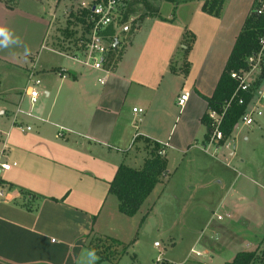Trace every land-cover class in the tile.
Listing matches in <instances>:
<instances>
[{
  "label": "crops",
  "instance_id": "0c3cea01",
  "mask_svg": "<svg viewBox=\"0 0 264 264\" xmlns=\"http://www.w3.org/2000/svg\"><path fill=\"white\" fill-rule=\"evenodd\" d=\"M252 1L224 0L215 17L199 10V0H174L171 3L177 8L192 5L184 13L185 25H175L176 9L158 20L146 14L141 18L149 26L142 34L141 22L131 16L134 31L128 44L119 49L122 43L117 35L122 33H105L108 37L104 40L112 38V46L105 54L103 69L108 76L102 85L96 81L100 71L68 58L69 62L49 66L44 73L51 76L48 82L41 85L39 79L40 92L31 107L25 94L19 95L14 110L18 107L22 113L10 124L2 120L5 112L0 106V162H15L0 175V264H119L128 254L127 246L135 242L130 235H118L111 222L105 225L102 221L100 215L110 197L114 209L111 215L116 218L119 213L115 197L107 193L108 182L120 163L134 168L138 156L139 168L153 143L165 160L162 178L187 159L190 167L196 165L201 175H209L213 178L210 181L222 188V174H210L211 167L209 172L206 165H201L207 159L200 155L219 164L230 163L237 126L221 145L212 146L206 143L200 118L207 111L206 99L214 90ZM15 2L7 9L0 1V29H4L0 34V60L13 65ZM66 11L68 15L69 9ZM40 13L39 9L33 12L36 21ZM183 33L190 34L189 41L182 38ZM255 69L249 71L251 80ZM255 91L250 106L258 110L264 95ZM184 92L187 98L179 106L177 98ZM132 108L141 111L132 112ZM5 115L9 117L10 112ZM243 136L246 141L247 136ZM237 161L243 163L242 158ZM242 169H231L234 177L247 176L251 182L253 177L241 173ZM237 183L233 180L227 188L230 194L218 204L235 207L240 195L248 197L247 193L255 190ZM29 195L34 198L28 199ZM222 230H226L225 223ZM97 238L119 242L115 246L117 258L113 254L109 259H99L89 248L90 241ZM225 240L218 248H205L206 264L231 260L236 252L222 253L228 243ZM244 246L247 250L239 247V251H251L257 245Z\"/></svg>",
  "mask_w": 264,
  "mask_h": 264
},
{
  "label": "rangeland",
  "instance_id": "374dc122",
  "mask_svg": "<svg viewBox=\"0 0 264 264\" xmlns=\"http://www.w3.org/2000/svg\"><path fill=\"white\" fill-rule=\"evenodd\" d=\"M201 1L199 0L200 4ZM82 2L86 3L85 0H16L15 57L10 59L15 65L0 60V106L4 107L5 114L10 112L11 116L6 117L8 115L4 114L2 119L4 122H11L16 101L19 95H23L24 89L29 84L30 79H27V75L30 72H32V79H40L43 85L51 79V76L44 74L49 70L50 65L56 66L69 62L67 54L77 49V38L80 33L77 28L78 17L74 18L72 13L81 8ZM251 5L257 8L258 0H253ZM191 7L192 5L189 7L185 5V7L177 8L174 3L167 0H138V2L122 0L118 11L121 18L126 13L122 23H127L130 29L126 33L117 35L122 43L119 49L130 42L134 31V25L129 23L132 17H136V20L141 22L139 25L142 34L144 28L148 29L149 26L147 25L149 22H143L141 18L143 15L148 14L151 18L156 17L155 20H158L159 17H167L169 11L176 9L179 13L174 12L176 18L173 19H175V25L182 27L183 24L185 25L184 13ZM38 9L41 13L36 21L33 12ZM66 9L73 11L70 15H66ZM189 35V33L187 35L183 33L182 38L189 41ZM262 59L263 53L260 52L252 57L251 64L256 69L249 89L257 81L260 72L259 63ZM33 65L34 68L31 70ZM255 88V92L259 91L261 95H264V72ZM23 106H26V103ZM257 109L261 116L257 117L253 114L254 123L249 126L250 129L238 124L233 131L235 148L234 158L230 163L219 164L200 155L207 159L202 160L201 165L211 167L212 172L209 167L207 168L210 174L219 176L222 174L224 178L222 188L210 181L213 178L209 175H201L196 165L193 168L190 167L186 159L182 160L183 163L178 162L176 171L167 174L165 178L159 177L162 183L158 181L154 185L139 211L133 216L127 217L116 212L118 217L114 218L111 215L114 209L110 203L113 197H110L112 199L104 205L103 213L101 212L102 221L105 225L111 222L115 225L118 235L121 234L122 237L130 235L128 237L135 242L134 246H127L128 254L122 256L119 264H135V260L138 264H165L164 262L206 264L205 248H218L219 242L226 237L228 241L225 240V242L228 243L222 253L233 254L241 250L239 247L247 250L243 245H257L256 249H252L256 250V257L251 264H264L260 257V253L264 251V98H260ZM138 117H141L140 113L135 118L136 125L139 123ZM244 128L247 132H244ZM243 135L247 136L246 141ZM238 158H242L243 163H238ZM135 161L136 165L133 166L137 168L140 163L138 156ZM207 161H211V164ZM231 169L236 172L242 169L241 173L250 174L253 177L251 182L247 176L235 178L236 173ZM233 180L239 182L237 184L242 188H255L256 191L250 190L247 193L248 197L240 195L235 207L229 203L218 204L220 199L230 194L227 188ZM189 196L192 197L190 201H188ZM218 215L221 219L216 218ZM224 223L226 230H222ZM205 229L208 232L204 231ZM218 229L221 232L224 231L223 234H220ZM153 242H157L158 246L154 247ZM89 248L101 256H108L107 259L109 255L118 256V249L105 238L91 240ZM196 251L200 255L195 256ZM156 258L159 261L155 262Z\"/></svg>",
  "mask_w": 264,
  "mask_h": 264
},
{
  "label": "trees",
  "instance_id": "16d2710c",
  "mask_svg": "<svg viewBox=\"0 0 264 264\" xmlns=\"http://www.w3.org/2000/svg\"><path fill=\"white\" fill-rule=\"evenodd\" d=\"M0 1L7 9H10L14 4V0ZM85 1L87 3H91V0ZM133 1L138 2V0ZM223 1L224 0H202L199 10L216 17L219 15ZM72 11L70 9L68 15H70ZM255 11L256 7L251 5L250 11L244 18L241 28L233 41L214 90L211 96L206 99V110L220 112L224 102L229 98L236 87V82L230 78L229 73L238 70H248L250 67L248 59L254 57L258 52H260L263 53V59L259 63L260 72L257 77V81L250 89H248L247 92L239 93L243 98L244 103L251 99L258 79L264 72V44L262 46L260 44V40L264 39V13L256 14ZM85 14L86 10L84 8L77 9L75 13H72L74 18L78 17L77 28H79L80 33L79 38L77 39H83L84 35L88 33L90 28L89 25L84 22ZM125 14L122 17V20L125 17ZM110 31L112 30H106L105 33H111ZM77 48L79 47L77 46ZM188 48V46L185 47V51ZM244 108V104L238 105L235 101H231L229 103L218 126L222 135L221 139L217 142L218 144H221L222 141L230 135L233 125L244 112ZM200 123L205 128L204 138L207 140L210 131V119L208 118L206 112L201 116ZM164 169L165 160L157 153L156 143L152 144V148L148 151L147 156L144 158L139 168H131L120 163L116 167L107 187V193L113 195L117 201V211L127 217H131L137 213L154 185L159 181V177L164 172ZM31 198L33 199L34 197L29 195L28 199L31 200ZM111 243H113L114 246L120 245L119 242L115 240H111ZM93 252L99 256V259H107L105 255L101 256L99 253L95 251ZM255 257L256 250L239 251L233 255L229 262H225L223 264H251ZM260 257L264 261V251L260 253ZM164 263L167 264L166 262Z\"/></svg>",
  "mask_w": 264,
  "mask_h": 264
},
{
  "label": "built area",
  "instance_id": "2783aa9c",
  "mask_svg": "<svg viewBox=\"0 0 264 264\" xmlns=\"http://www.w3.org/2000/svg\"><path fill=\"white\" fill-rule=\"evenodd\" d=\"M121 2L122 0H91V3H81V8H84L86 10L84 22L88 24L90 28L88 33L84 35L83 39H78L79 48L74 49L75 53L73 52V54L68 55V58L72 62L78 63L84 68L100 71L101 75L96 78V81L99 85H102L108 76V71L103 69V63L105 60V54L112 46V38L108 39L107 41L104 40L105 36H107L105 35V31L112 30L115 33H125L129 29V25L127 23H122L123 20L121 19V15L118 11ZM255 12L256 14L264 13L263 0H258V6ZM131 22L132 19L129 20V23ZM132 25L134 24L132 23ZM260 44H264V39L260 40ZM248 61L251 64L252 57L249 58ZM33 68L34 66L31 67V70H33ZM251 68H253L252 64L248 70H238L230 72V78H232L236 82V87L234 88L233 92L224 102L220 112H215L213 110L206 111V114L210 119L209 126L211 127L209 131L210 134H208L206 140V143L208 145L215 146L221 139L222 135L218 129V126L225 109L231 101H235L238 105H245L244 112L238 118L233 127L237 126V124L249 127L254 123L253 114H255L256 116L260 115V111L255 110L250 106L251 99H249L248 102L244 103L243 98L239 94L240 92H247L250 87V83L252 80L249 79V71L251 70ZM27 79H30L29 84L26 86L23 93L27 97L29 105L31 107L35 103L36 98L39 95L40 81L37 78L32 79V72L27 75ZM186 98L187 93H181L177 98V105L181 106ZM131 111L140 112L141 110L132 108ZM19 113H22V111H20V109L16 107L12 114V120H14L15 116ZM25 114L28 116L30 112L27 111L25 112ZM16 127L25 131H28L30 129L29 126H25L24 128H21L20 126ZM224 140L222 141V143L224 142ZM13 166H15V162H0V175ZM0 197H2L1 191ZM216 218L220 219V216H216ZM153 246L157 247L158 243L153 242ZM194 255L198 256L200 254L196 251L194 252ZM157 261H159L158 258L155 259V262Z\"/></svg>",
  "mask_w": 264,
  "mask_h": 264
},
{
  "label": "clouds",
  "instance_id": "9594fccd",
  "mask_svg": "<svg viewBox=\"0 0 264 264\" xmlns=\"http://www.w3.org/2000/svg\"><path fill=\"white\" fill-rule=\"evenodd\" d=\"M3 32H4V29H0V34H3Z\"/></svg>",
  "mask_w": 264,
  "mask_h": 264
}]
</instances>
